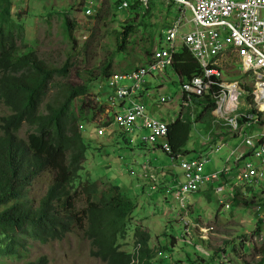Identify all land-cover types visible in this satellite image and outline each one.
Instances as JSON below:
<instances>
[{"label": "rangeland", "instance_id": "1", "mask_svg": "<svg viewBox=\"0 0 264 264\" xmlns=\"http://www.w3.org/2000/svg\"><path fill=\"white\" fill-rule=\"evenodd\" d=\"M115 1L11 0V12L15 18L18 15L22 17L25 28L24 43L18 41L19 51L22 53L27 50L37 52L40 58L54 67L63 66L68 56L72 57V68L67 75L54 79L55 83L59 82L63 87L65 83L74 86L89 83L92 76L100 75L99 68L103 62L108 60L110 61V73L123 72L125 69H132L148 63L150 56H147L145 49L152 51L161 43L166 45L164 36L160 41V36L163 34L161 30L166 29L173 19L181 15L179 6L172 1L149 0L147 10L143 9L145 6L142 5L143 7H139L135 13V10L131 9H118ZM127 1L130 4L136 3V0ZM87 2L93 5L94 12L90 15L85 11ZM185 17L188 19L191 17L189 9L185 10ZM66 19L70 22L69 27L66 25ZM127 23L134 24V30L127 35L125 42L122 43L124 47H119L117 45V30ZM176 43L179 44L178 39ZM74 44L76 49H72ZM238 68L236 67V70ZM233 69L234 65L225 66L224 74L231 76L234 74ZM158 75H155V78L146 77V81L150 83L151 97L143 98L141 101L146 103L147 112L168 123L171 119L176 118L181 101L180 80L171 66H167L161 76ZM241 78V76L225 77V80H241V85L245 84V88L249 90L251 82ZM99 83L96 81L92 84L88 97L94 98L98 93ZM119 83L128 85L130 81L120 80ZM62 86L61 88H63ZM102 89V92L99 93V103L107 105L109 97L114 96L113 89L106 85ZM58 91L59 89L52 88L46 102L52 101ZM161 96L170 99L167 103H159ZM87 101L85 99L77 100L74 104L75 108ZM239 101L241 109L248 108L245 97L240 98ZM115 103L118 104L117 98ZM7 114H9L8 109L4 105H0V118ZM261 119L264 122V114L261 115ZM94 128V125L86 127L83 134L84 138H91V142L97 146L89 151L82 175L84 177L89 175L93 180L119 185L121 191L134 203L136 208L132 215L133 220L129 224L126 239L121 242L125 252L131 254L135 249V229L142 230L150 236L148 249L154 254L150 264H173L176 260L178 264H222L232 255L231 252L234 253L236 249L243 246L242 235L244 232L256 227V211L253 208L234 204L230 211L224 212L221 210L216 196L206 197L204 194L192 196L190 199L189 204L195 207L192 217L200 216L205 223H216L219 231L223 228L229 229L226 234H229L228 236L232 237L233 241L221 247H226V253L223 251L213 253L215 246L221 244L220 240L218 242L214 240L211 243V240L205 242L196 239L199 247L198 244L187 243L182 238L179 242L173 241L172 238L180 237L182 231V226L177 222L179 218L176 217L179 209L177 201L167 197V202L162 204L158 193L149 188L143 189V185L135 177L129 175V170L138 172L144 160H150L152 167L158 169L159 172L169 169L172 166L170 157L158 147L153 149L151 144L142 145V135L148 134V130H136L135 133L126 134L114 126L109 129L105 137L99 139L92 134L95 132ZM254 128L256 133L264 132V127L255 126ZM29 133H31L29 127L24 125L16 133V137L26 140ZM216 133L218 139L228 140L217 153L212 152L215 147L209 150L211 153L203 152L205 147L201 145L204 142L206 130L199 123L190 132L189 141L185 146L186 150L194 151L186 158L196 159L199 156H207L209 163L204 166L206 173L221 171L225 167L226 159L240 144V140L235 139L236 137L232 139L231 132L226 128L218 127ZM217 144L220 145V142ZM249 151V148H244L239 153L238 159L256 163L253 158L246 157ZM132 161L137 164H133ZM50 180V176L44 174L36 181L30 193V197L35 202L38 203L44 196L50 185ZM262 186H264L263 182L257 185L255 190L258 191ZM262 214L264 216V211ZM242 220L244 223H241ZM262 226L264 233V222ZM167 247L171 248L173 252H168V249L158 251L160 248ZM90 251L89 240L80 233H71L64 240L52 241L47 244L30 241L25 261L46 256L49 264H102L97 258L90 255ZM249 252V249L246 248L245 253ZM170 255H173L172 262L165 260V257ZM213 260L218 261L214 262ZM23 262L16 258H9L0 261V264H22Z\"/></svg>", "mask_w": 264, "mask_h": 264}, {"label": "trees", "instance_id": "2", "mask_svg": "<svg viewBox=\"0 0 264 264\" xmlns=\"http://www.w3.org/2000/svg\"><path fill=\"white\" fill-rule=\"evenodd\" d=\"M11 6V0H0V105L9 111L0 118V261L16 258L24 261L22 264H49L46 256L25 261L29 242L47 244L80 233L90 241V255L100 263L130 264V254L123 250L121 242L127 237L136 207L119 185L82 175L87 155L97 145L79 132L78 121L88 120L94 106L90 99L82 107L73 106L78 97L89 93L93 83L109 75L110 61L103 62L100 75L92 76L85 85L65 83L63 87L55 83L56 77H65L72 68V57L68 56L63 66L54 67L37 52L19 51L18 41L24 43L25 28L22 17L12 14ZM139 7L129 5L135 13ZM66 25L70 26L68 19ZM120 28L117 45L124 47L122 43L133 32L134 24ZM72 49H76L75 44ZM145 52L147 56L151 54L149 49ZM171 67L185 78L201 72L187 49L175 54ZM52 88L59 91L46 102ZM191 102L197 110L196 121L201 120L200 124L209 131L210 96L193 97ZM93 111L95 117L101 109ZM24 125L31 131L26 141L16 137ZM190 125L187 113L183 119L168 123L167 139L175 159L194 160L186 158L194 152L185 149ZM217 139L215 135L212 143ZM44 174L50 176V185L37 203L30 193ZM198 194L203 193L190 197ZM149 238L146 232L135 229L134 243L141 245L140 264L152 261Z\"/></svg>", "mask_w": 264, "mask_h": 264}, {"label": "built area", "instance_id": "3", "mask_svg": "<svg viewBox=\"0 0 264 264\" xmlns=\"http://www.w3.org/2000/svg\"><path fill=\"white\" fill-rule=\"evenodd\" d=\"M146 3L147 0H140ZM183 4L192 13L190 19L177 18L171 22V27L166 31L168 47L155 51L156 62L149 69L162 68L164 64L171 61L174 52V40L178 31H182L186 23L190 28L182 33V41L193 51L200 61L201 75L193 76L182 83L183 92L201 96L211 90L213 86L218 87L213 92L218 107H222L233 90L235 96L239 97L243 91L237 82H218L221 73V60L228 54L237 59L244 72H251L254 77L252 104L250 107L258 112H264V0H173ZM127 2L122 1L120 7H126ZM184 21V22H183ZM148 69V70H149ZM141 68L137 71L123 75H114L111 84L124 79L132 82L118 89L119 96L124 98L119 113L113 116L114 123L123 129H145L149 133L142 136L145 143H158L160 149L171 155V148L167 142V123L148 115L144 106L133 99V94L144 81L146 71ZM227 108V107H226ZM232 109L222 110V113L230 112ZM233 130L243 137V144L250 148L252 156L264 165V132L253 133L236 129L235 119L229 122ZM104 129L100 128L99 135ZM218 150V149H217ZM216 150V151H217ZM236 151H233V154ZM178 158L171 157L172 167L178 168L182 173V179L176 185L173 196L179 204L180 221L185 227L186 239L193 241L196 234L198 238L208 239L213 234L214 227L205 223L204 226L194 223L188 219L187 202L192 194L198 192L202 187L214 190L219 196L220 203L232 197L235 191L245 194L260 184L263 172L252 162H247L241 169L227 166L220 173H205L204 165L207 158L190 161H177ZM239 162L236 163V165ZM143 179L156 182L155 170L149 165V160H144L140 165ZM133 174V172H131ZM221 181V185H217ZM153 184V187L154 188ZM229 208V205H226Z\"/></svg>", "mask_w": 264, "mask_h": 264}, {"label": "clouds", "instance_id": "4", "mask_svg": "<svg viewBox=\"0 0 264 264\" xmlns=\"http://www.w3.org/2000/svg\"><path fill=\"white\" fill-rule=\"evenodd\" d=\"M122 1H126L127 2V6L126 7H120ZM167 1L174 2L173 0H167ZM148 3H149V0H147L146 3H143L140 0H136L135 4H137V5L141 6V7H143V6L147 7ZM174 3L179 6V10L181 12V15L179 17H176L175 19L181 17V19H183V20L184 19L188 20V18L185 17V10L189 9V8H186L181 3H178V2H174ZM129 5H130V3L127 0H119V3H117L118 9H123V10L129 9ZM145 7H143V8L146 9ZM85 11H86V13L88 15H90V14H92L94 12L92 3L87 2L85 4ZM191 16H192V13H191ZM175 19H173L171 22H173ZM171 22L166 27V29L161 30V32L163 34H161V36H160L161 37L160 41H162V36H164L166 45H163L161 43L158 46H156L151 51V54L149 55L150 59H149L148 63L143 64L141 66H136V67H134L132 69H128V70L125 69L123 72L109 73V75L107 77H105L103 79L100 78L97 81V83L100 82L99 83V91L94 96V98L91 97V96L88 97L89 93L91 91V89H90V91H89V93L87 95L78 97L74 101V104H75V102L77 100H83V99H85V100H89L90 99V100L93 101V106L94 107H92L91 110H90L89 119L86 120V121H82V119H80L78 121V130H79L80 133H82V135L84 134V131H85L86 127L91 126V125H94V127H95L94 128L95 132L92 133V134L96 138H99V139L105 137L107 135V133L109 132V129L113 128L114 126H116L120 131H122V132H124L126 134L135 133L136 130H145V129H139V128L123 129V128L119 127L117 124L114 123L113 116L116 113L120 112L121 106H122V104L124 102V98H123L124 96L123 97L119 96L118 89L120 87L124 86V85H127V84L119 83L120 80H124V79H120V80L117 81L116 84L113 85V84H111V79L113 78L114 75H123V74H126V73L137 71V70H139L141 68H144V69L148 70L151 67V65L156 62V60L154 59L155 51L160 49V48L168 47V41L166 40V31L168 29H170ZM189 28H190L189 24L186 23V25L183 27V30L182 31H178V35H177L176 39L174 40V52L172 54L171 61L169 63L164 64L163 67L160 68V69L159 68H154V69H149L148 71H146V73L144 75L143 83L135 91V93L132 96L135 101L140 102L144 106L145 112L148 115H150V116H152V115L149 112H147L146 103L141 101V99H143V98L147 99V97L148 98L151 97V93H150V90H149L150 83L148 81H146V77L155 78V75H157V74H159L158 76H161V74L165 70V68L167 66H171L172 65L175 54L180 52L181 49H187L190 52V54L193 56V58L198 63V65L200 67V71H201L200 61L196 58V56L194 55L193 51L190 50L189 47H187V45L183 43L182 38H181L182 37V33L185 32V31L187 32L189 30ZM70 36H71V34H70ZM68 38H69V36H68ZM177 39L179 40V44L176 43ZM220 63H221L220 77L218 79H216V78H213V79L217 80L218 82H226V83H229V84L237 82L239 84V87L243 91V93L239 97L238 96L236 97L235 94H234L235 92L233 90H231L230 94L227 93V96L229 95L228 99H226L227 102L222 107H218L215 99L212 98L213 92H217L218 87L213 86L211 88V90L207 91L206 93L202 94L201 96H197L195 94L188 93V92H183L182 83L184 81H186V80L191 79L193 76H191L189 78H185L184 76H179L178 75L179 80H180V90H181L180 100L181 101H180V104H179V108H178V111H177L176 118L175 119L174 118L171 119L170 122L171 121L173 122L176 119H180V120L183 119L184 118V114L187 113L189 118H190V123H191L190 126H191V131H192V129H194L196 127L197 123L200 124L202 122H201V120L196 121V119H197V114H196L197 110H196L195 106L192 105L191 98H193V97L202 98L204 96H210L211 103H212V107L210 108L211 110L209 111V115H210V130L206 132V136H205L204 142L201 145L202 147H205V150L203 152L211 153V151H209V150H211L213 147H215V149H214V151L212 150V152L217 153V152L220 151V149L223 147V145H225L226 142H228V140L225 141V139H218L217 142H220V145H218L217 142L214 143V144L212 143L213 142V138L217 134L216 133V129H218V127H221V128H224V129L226 128L228 131L231 132L232 139H234V137H236L235 139L240 140V144H239L238 147H236L233 150V151H236V152H234V154H233V151H232L230 156L226 159L225 167L230 166L232 169H233V167L241 169V167H243L244 164L247 163V162H244L243 161L244 159H238V155L244 148H249V147H247V146H245L243 144V142H242L243 141V137L238 135V132H236L237 130H233L232 129V126H231V124L229 122H230V120L235 119L236 126H237L236 129H241L242 128V130H244V132L246 131V132L256 133L255 132V128H254L255 126L264 127V126H261V125L264 124L263 120L261 119V115H263L264 112L255 111L254 109H252L250 107V105L252 104L251 92L253 90V85H254L253 74L251 72H248V73L244 72L242 70V68H241V65L237 61V59L235 57L231 56V55L227 54L221 60ZM232 65H234V69H233L234 74H232L231 76L225 75L224 74V67L225 66L231 67ZM236 67H239L238 70H236ZM171 69H172V67H171ZM155 72H156V74H154ZM201 73H202V71L200 72L199 75L197 74V76H200ZM194 76H196V75H194ZM234 76H241L242 80H245V79L249 80L251 82V88L249 90H247L245 88V84L241 85V80H239V81H237V80H235V81H226L225 80V77L232 78ZM131 84H132V82L130 81V84H128V85H131ZM104 85H106L110 89H113V95H114L113 97H109L107 105H103V104L99 103V93L102 92V90H103L102 88H103ZM243 97H245V99L247 101V106H248V108H246L245 110L240 108V101L239 100H240V98H243ZM116 98L118 99V104L115 103ZM169 99H170L169 97L161 96L160 99H159V103H167L169 101ZM85 103H82V105L78 106V108L84 106ZM73 106L75 107V105H73ZM99 108L101 109V112L97 116L94 117V115L92 113V112H94L93 110L96 109V111H97ZM228 109H232V110L230 112L222 113V110H228ZM253 112H255L257 115L254 116L255 113H253ZM152 117H154V116H152ZM256 117H257V119H256ZM155 118H157V117H155ZM157 119H159V118H157ZM240 120H244V121H242V124L239 122ZM168 123H167V128H168ZM100 128L104 129L102 135H99V133H98ZM259 133H262V132H259ZM143 135H145V134H143ZM83 137H84V135H83ZM91 137H92V135H91ZM227 137L229 138V134L227 135ZM18 139H20V138H18ZM27 139H28V137H27ZM90 139H86V140L88 141ZM21 140H25V139H21ZM141 141H142V138H141ZM167 142H168V139H167ZM142 144L143 145H147V144H151V143H145V142L142 141ZM151 145H153V149H156V147H158V149H160L158 143H154V144H151ZM166 155L168 156V154H166ZM171 157H172V154L170 155V159H171ZM246 157H251L254 160H256L252 156L251 151H249V153H248V155ZM246 157H244V158H246ZM202 158H207V156H204V155L203 156H199L196 159L194 158V160H198V159H202ZM178 160H180V158ZM207 160H208L207 163H209V159L208 158H207ZM180 161H183V160H180ZM237 162H239V164L236 165ZM132 163L135 164V165L137 164V163H134L133 161H132ZM253 164L258 169H261V171L264 174V165L260 164V162L258 160H256V163H253ZM149 165L152 167L150 160H149ZM153 169L155 170V175H156V182L155 183H152L149 179H147V180L143 179L142 176H140L141 175V170H139L138 172H135L134 170H129V175L132 176V177H135L136 180H138L140 182V184L143 185L142 186L143 189L144 188H149L152 191L158 193L160 201L162 202V204H165L167 202V197H171V198L174 199L173 194H174V192L177 189L176 185H178L179 182L182 179V173L177 167L173 168L172 166H170L169 169L160 170V172L156 168H153ZM223 169L221 171H218V172L217 171H213V172H209V173H220V172L223 171ZM131 172H133V174H131ZM262 182L264 183V176H263V179L260 181V183H262ZM153 184H155L154 188H152ZM221 184H222L221 181L217 183V185H221ZM198 192L206 193V194H208L209 197H210V195L216 196L217 200L219 202L220 208L224 212L225 211H230L232 209V206L234 204H237L238 206H244V207H248V208H253L256 211V213H257V220H256L257 223H256L255 229L246 230L244 232V234L242 235L243 246L240 249H236V251L234 253L231 252L232 255L229 258L226 259V262H224L222 264H264V233H263V230H262V227H263L262 224L264 222V216L262 214V212L264 211V186H262L258 191L255 190V188H254V190H250L249 193L247 192V194H245L244 192H242L240 190L239 191H235L233 193V196L232 197H228L227 200L225 202H223V203H220L219 196L216 195L214 193V190H212V189H207V188L202 187L201 189L198 190ZM190 199H191V197L189 198V200H188V202L186 204L187 210H188V214H189L188 219L190 221H193L196 224L204 226L205 222L202 220V218L200 216H198L196 218L192 217V214L195 211V207L192 204H189ZM226 205H229V208H226ZM178 206H179V204H178ZM178 211H179V209H178ZM176 214H177L176 217L179 218V220H177V222L180 224V226H182V231H181V236L180 237L172 238L173 241H178L179 242L180 238H182L187 243H191V244L195 243L197 245L198 242H196V239H198L199 241H205V242H209L211 240V243L214 240L217 241V242L220 240L221 244L220 245L217 244L215 246V248H214L215 250H214L213 253L216 254L218 251H223L224 253H226V247H224V248H221V247L226 245V244H228L229 242H232L233 238L229 237L228 236L229 234H226L225 228H223V229L221 228L222 230L220 229L221 231H219V227L216 225V223H206V224L211 225V226H213L215 228L213 234H210L208 239L198 238V236L196 234L194 240L190 241V240L186 239L185 237H183L185 227L183 226V223L180 221L179 213L177 212ZM241 223H244V220H242ZM228 224H230V223H228ZM230 225H232V224H230ZM169 242H171V241H169ZM134 247H135V249H134L133 253H131V254L129 253L130 254V264H140L139 263V259H140L141 245L139 243L138 244L134 243ZM198 247H199V244H198ZM171 248H172V246H171ZM171 248H168V247L167 248H160L158 251L161 252V250L171 249ZM246 248H248L249 251H250L248 254L245 253ZM172 252H173V250H172ZM172 256L173 255L165 257V260H170L172 262ZM237 260H239V262H237ZM213 261L217 262L218 260H213ZM173 264H178L177 260Z\"/></svg>", "mask_w": 264, "mask_h": 264}, {"label": "crops", "instance_id": "5", "mask_svg": "<svg viewBox=\"0 0 264 264\" xmlns=\"http://www.w3.org/2000/svg\"><path fill=\"white\" fill-rule=\"evenodd\" d=\"M204 194V193H203ZM206 194V193H205ZM206 196H208V194H206ZM225 231H229V229L227 228Z\"/></svg>", "mask_w": 264, "mask_h": 264}]
</instances>
